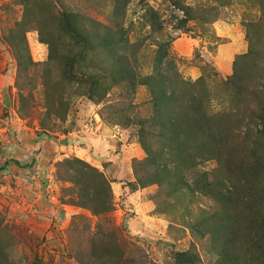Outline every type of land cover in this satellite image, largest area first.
I'll return each mask as SVG.
<instances>
[{"label":"rangeland","instance_id":"374dc122","mask_svg":"<svg viewBox=\"0 0 264 264\" xmlns=\"http://www.w3.org/2000/svg\"><path fill=\"white\" fill-rule=\"evenodd\" d=\"M160 48L180 79L203 80L207 119L230 130L229 167L175 101L180 143L155 120ZM262 86L264 0H0V264H232L222 245L239 211L222 209L217 186L232 166L264 167L251 98ZM35 137L59 146L33 185L54 197L36 223L3 189L4 163L27 167L19 151Z\"/></svg>","mask_w":264,"mask_h":264},{"label":"trees","instance_id":"16d2710c","mask_svg":"<svg viewBox=\"0 0 264 264\" xmlns=\"http://www.w3.org/2000/svg\"><path fill=\"white\" fill-rule=\"evenodd\" d=\"M150 19L152 25L157 22V16L154 11H150ZM157 24V23H156ZM162 65L166 66V70L162 69ZM174 61L168 55L165 49L160 48V53L157 58L154 74L147 77L148 85L151 88L153 108L156 118H161V122L158 123L160 127L164 128V125L170 119V125L175 127V132L170 131L172 146H176L179 142V137L182 136L183 130L178 126L176 117L172 118V107L175 101L178 104V118H181L184 123L187 122L192 116H197L196 119L200 124L201 132V146L203 152H207L212 147H220L221 152L224 154L226 160L225 167H229L231 157L227 151L232 153V149L228 147L229 128L220 127L217 123L211 124L207 119L204 112L205 95L203 94V80L191 83L189 81L180 79L179 75L174 72ZM171 72V76L165 75V72ZM168 85H174L180 92L171 91L168 89ZM264 91V86L261 87ZM237 89V88H235ZM195 91L197 97H191L190 93ZM240 95L246 94V90L239 88ZM176 94V95H175ZM251 98L256 100V111L253 114V119L257 121L255 134L258 139L261 140V144L264 151V92H260L256 89L251 91ZM189 104H187V102ZM183 103H186L183 105ZM172 119V120H171ZM153 120V121H155ZM158 121V120H157ZM219 122V121H215ZM156 121L153 123L155 124ZM246 129V127H243ZM247 132V129H246ZM220 133H224L225 135ZM143 134V132H142ZM140 143L144 150L147 152L145 143L140 139ZM262 161H264V152ZM16 164L8 161L6 164ZM233 164V163H232ZM234 165V164H233ZM17 166V164H16ZM236 166V165H235ZM2 168V167H1ZM264 167L253 166L249 169H227L225 171V177L223 180L226 185L218 184L220 188L218 193V203L221 204L222 209L227 206L231 210L239 211V216L235 217V220L231 222L233 225L232 240L227 239V243L222 245V248H226L222 257L231 261L232 264H264ZM211 185H206V190L211 189ZM212 190V189H211ZM225 201V202H224ZM230 221V219H229ZM222 230H226L225 227H221ZM228 246V247H227Z\"/></svg>","mask_w":264,"mask_h":264},{"label":"crops","instance_id":"0c3cea01","mask_svg":"<svg viewBox=\"0 0 264 264\" xmlns=\"http://www.w3.org/2000/svg\"><path fill=\"white\" fill-rule=\"evenodd\" d=\"M28 144L31 146L22 147L19 151L22 152V157L30 158V160L27 161V167L17 169L10 163V169L6 172L9 174V180H11L12 184H8L6 187H3V189H5L7 193L12 196V204L16 205L20 212H22V215L29 218V220L33 219L32 222L34 223L43 222L46 221V217L48 218L53 214L52 206L46 202L43 196L42 200H40V192L35 191L36 187L33 185L37 184V181H41L42 187H44V182H46V179L49 177L48 174H46L47 165L56 157L54 152L55 149H52L55 144H48L42 139H37V137L34 139H28ZM55 148H59V146H55ZM7 153L10 152L7 151ZM9 158L11 159L13 157L10 156ZM33 161H37V163ZM16 169L18 172L24 173L23 176H20L21 178L13 176L15 175ZM27 173H29V176ZM12 178L16 181L12 180ZM33 178H36L37 180L33 181ZM33 205L37 207L38 212L32 216L29 213H31L30 209Z\"/></svg>","mask_w":264,"mask_h":264},{"label":"built area","instance_id":"2783aa9c","mask_svg":"<svg viewBox=\"0 0 264 264\" xmlns=\"http://www.w3.org/2000/svg\"><path fill=\"white\" fill-rule=\"evenodd\" d=\"M48 182V181H47ZM50 188V185H47L46 187H45V189H44V191H46V190H48ZM48 193V191H46V202L49 204V205H51L53 202H52V200L54 199V197L53 196H51L50 194H47ZM37 212H38V209H37V207L35 206V205H33L32 207H31V214H37Z\"/></svg>","mask_w":264,"mask_h":264}]
</instances>
